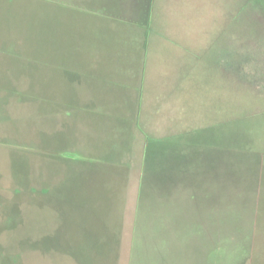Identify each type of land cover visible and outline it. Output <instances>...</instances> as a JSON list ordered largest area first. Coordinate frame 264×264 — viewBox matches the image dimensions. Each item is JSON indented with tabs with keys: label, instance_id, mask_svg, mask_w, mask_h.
<instances>
[{
	"label": "rangeland",
	"instance_id": "374dc122",
	"mask_svg": "<svg viewBox=\"0 0 264 264\" xmlns=\"http://www.w3.org/2000/svg\"><path fill=\"white\" fill-rule=\"evenodd\" d=\"M127 128L216 141L215 228L133 170L121 230ZM0 264H264V0H0Z\"/></svg>",
	"mask_w": 264,
	"mask_h": 264
},
{
	"label": "crops",
	"instance_id": "0c3cea01",
	"mask_svg": "<svg viewBox=\"0 0 264 264\" xmlns=\"http://www.w3.org/2000/svg\"><path fill=\"white\" fill-rule=\"evenodd\" d=\"M131 130L132 128L125 129L126 142L123 148L127 146L126 156L122 148L123 151L118 156L119 160L111 161L119 162L123 166L121 173L124 177L125 188L121 198L124 209L120 220L121 230H124L130 174L133 170L136 171L138 180L135 218V224L138 226L136 229L143 227L146 214L154 213L155 210L164 211L170 216L177 215V218L183 213L182 209L186 212L189 210L201 212L205 206H208L212 212L220 196V194L217 197L214 195L215 190H219L221 184L220 168H223L222 163L224 162L216 148V141L203 149L198 144V139L190 134L181 135V132L176 131V135L179 136L175 139L171 136L172 131L167 130L163 141L147 144L146 141L140 142L134 138ZM224 152L225 156L233 154L228 148ZM160 191L164 194L161 198L159 197ZM167 194H170L168 199ZM105 201H92L91 209L99 208L98 204L100 207L105 206ZM112 211H117V209L113 208ZM210 218H212L213 225L215 213L211 214ZM174 223L176 222L171 224ZM213 227L216 226L213 225Z\"/></svg>",
	"mask_w": 264,
	"mask_h": 264
},
{
	"label": "trees",
	"instance_id": "16d2710c",
	"mask_svg": "<svg viewBox=\"0 0 264 264\" xmlns=\"http://www.w3.org/2000/svg\"><path fill=\"white\" fill-rule=\"evenodd\" d=\"M131 125H132V126L135 125L134 122H131ZM136 126L139 127V126L137 125V123H136ZM149 135H151V134H149ZM154 138H156V137L153 136V135H151V136H148V135H147L146 143H147V144H148V143H151V142L154 140ZM149 141H150V142H149ZM245 144H247V142H246ZM245 144H244V145H245ZM126 148H127V146H124V148H123V150H124V151H123L124 156H126V154H127V149H126ZM244 148H245V147H244ZM237 155H238V154H237Z\"/></svg>",
	"mask_w": 264,
	"mask_h": 264
}]
</instances>
